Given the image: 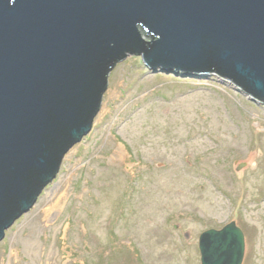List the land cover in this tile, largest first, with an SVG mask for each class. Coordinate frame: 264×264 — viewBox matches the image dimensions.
<instances>
[{
  "label": "rangeland",
  "instance_id": "374dc122",
  "mask_svg": "<svg viewBox=\"0 0 264 264\" xmlns=\"http://www.w3.org/2000/svg\"><path fill=\"white\" fill-rule=\"evenodd\" d=\"M126 56L0 264H201L200 236L232 222L242 264H264V104L216 75H154Z\"/></svg>",
  "mask_w": 264,
  "mask_h": 264
},
{
  "label": "water",
  "instance_id": "95a60500",
  "mask_svg": "<svg viewBox=\"0 0 264 264\" xmlns=\"http://www.w3.org/2000/svg\"><path fill=\"white\" fill-rule=\"evenodd\" d=\"M126 54L264 104V0H0V243L91 133ZM245 248L236 222L199 238L201 264H242Z\"/></svg>",
  "mask_w": 264,
  "mask_h": 264
}]
</instances>
